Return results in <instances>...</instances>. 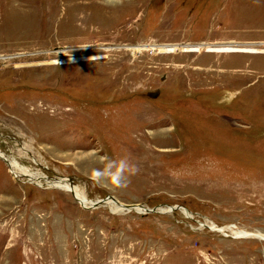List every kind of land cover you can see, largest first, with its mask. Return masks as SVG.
Masks as SVG:
<instances>
[{"label":"rangeland","instance_id":"374dc122","mask_svg":"<svg viewBox=\"0 0 264 264\" xmlns=\"http://www.w3.org/2000/svg\"><path fill=\"white\" fill-rule=\"evenodd\" d=\"M0 153V264H264V0H0Z\"/></svg>","mask_w":264,"mask_h":264},{"label":"clouds","instance_id":"9594fccd","mask_svg":"<svg viewBox=\"0 0 264 264\" xmlns=\"http://www.w3.org/2000/svg\"><path fill=\"white\" fill-rule=\"evenodd\" d=\"M100 161L107 163L102 170H93V177L98 181H110L117 188H126L130 183V177L139 172V168L130 164L127 158L110 160L102 156Z\"/></svg>","mask_w":264,"mask_h":264},{"label":"bare ground","instance_id":"6f19581e","mask_svg":"<svg viewBox=\"0 0 264 264\" xmlns=\"http://www.w3.org/2000/svg\"><path fill=\"white\" fill-rule=\"evenodd\" d=\"M149 47H151V46H142V47H130L129 49L130 50H133V51H135V52H137V53H140L142 50H145V49H148ZM202 47H204V46H202ZM206 47V46H205ZM209 47V46H208ZM0 157H2L3 159H5L7 162H8V165H9V167H11L12 169L13 168H16L20 173H21V175L22 176H24V177H28L30 180H33V181H40L41 179L43 180V179H45V177H43V176H41V175H36V174H34V173H31V172H28L27 170H25L24 169V167L22 168V167H20L14 160H10V159H7L6 157V155H4V154H2V153H0ZM47 180V179H46ZM59 181V180H58ZM47 182H49L51 185H53L55 182L54 181H50V180H47ZM64 187H66V190L68 191H71L72 193L74 192L77 196V199H78V201L82 204V206H91V207H93V206H98V203H90L87 199H86V197L85 196H83V194L80 192V190H79V188L77 187V186H75V185H73L72 183H70L68 180H65L64 181ZM55 186L56 187H59V188H63V185H61L60 183L58 184L57 182L55 183ZM106 203L108 204V205H110V206H112V205H116V206H118V204H117V202L116 201H114L113 199H108V200H106ZM137 209V211H139L140 209V207H136ZM130 209H133V208H130ZM181 209H184V210H187V209H185V208H181ZM174 210V209H173ZM147 212H151L150 210H148ZM186 213H188V212H186ZM241 233V232H240ZM240 235H244L243 236V238H251V236L252 237H254V238H258V239H260V240H262V241H264V236H261V235H252V234H240ZM250 235V236H249ZM242 237V236H241ZM241 237H239V238H241Z\"/></svg>","mask_w":264,"mask_h":264},{"label":"water","instance_id":"95a60500","mask_svg":"<svg viewBox=\"0 0 264 264\" xmlns=\"http://www.w3.org/2000/svg\"><path fill=\"white\" fill-rule=\"evenodd\" d=\"M108 199H113V200H115L113 197H108L107 200H108ZM104 202H105V200H104V201H99V202H98V206L101 205V204L104 203ZM175 209H176V208H175ZM151 212H152V211H151Z\"/></svg>","mask_w":264,"mask_h":264}]
</instances>
